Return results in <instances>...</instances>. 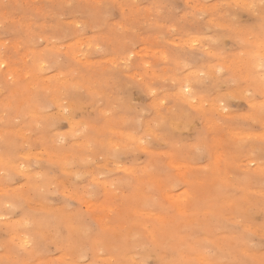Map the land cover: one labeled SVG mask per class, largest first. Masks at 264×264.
Masks as SVG:
<instances>
[{"label":"clouds","instance_id":"9594fccd","mask_svg":"<svg viewBox=\"0 0 264 264\" xmlns=\"http://www.w3.org/2000/svg\"><path fill=\"white\" fill-rule=\"evenodd\" d=\"M0 264H264V0H0Z\"/></svg>","mask_w":264,"mask_h":264}]
</instances>
